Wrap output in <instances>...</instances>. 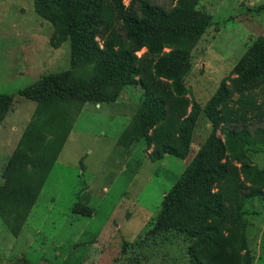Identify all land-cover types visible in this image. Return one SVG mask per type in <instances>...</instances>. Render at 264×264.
<instances>
[{
	"label": "rangeland",
	"instance_id": "1",
	"mask_svg": "<svg viewBox=\"0 0 264 264\" xmlns=\"http://www.w3.org/2000/svg\"><path fill=\"white\" fill-rule=\"evenodd\" d=\"M123 2L127 5L130 0ZM179 4L210 21L199 38L186 43L179 59L183 65L179 80L189 99L197 102L198 116L187 155L179 159L163 154L154 160L147 139L150 131L139 118L138 109L147 99L140 86L127 77L112 76L100 58L90 59L92 51L71 61L69 36L58 16L38 11L35 0H0V95L13 97L11 111L0 121V173L10 149L22 146L21 133L37 111L35 102L18 92L41 76L67 72L68 82L79 93L51 104L57 108L44 105L55 115L63 111L72 130L61 148L66 131L49 125L50 114L47 124L34 127L42 133L34 138H58L60 152L22 225L13 226V233L10 223L0 218V264H192V248L205 242L210 213L201 208L202 199L192 197L174 216L171 228L155 231L154 222L164 197L198 153L209 149L212 124L207 108L221 83L237 73L254 76L263 66L264 0H179ZM104 90L110 103L99 108L95 102L82 103ZM58 123L59 119L54 125ZM24 146L21 159L26 162L29 148ZM245 155L256 169H264V149ZM208 163L200 161L191 168L189 188L200 177L214 175ZM241 211L250 263L264 264V196L247 199Z\"/></svg>",
	"mask_w": 264,
	"mask_h": 264
},
{
	"label": "trees",
	"instance_id": "2",
	"mask_svg": "<svg viewBox=\"0 0 264 264\" xmlns=\"http://www.w3.org/2000/svg\"><path fill=\"white\" fill-rule=\"evenodd\" d=\"M169 1L168 6L167 0H130L127 5L123 0H35L38 11H50L52 17L58 16L57 21L69 36L71 61L76 62L83 51L85 56L92 51L90 59L100 58L102 64L111 68L112 76L132 79L144 91L147 99L138 109L139 118L150 131L147 139L154 160L163 154L179 159L187 155L199 107L180 83L179 73L183 68L180 52L210 24L205 14L184 9L179 0ZM141 50L145 51L137 56ZM262 58L263 66L256 75L245 77L237 73L221 83L207 108L212 124L209 149L198 153L164 197L161 213L154 222L155 231L171 228L169 224L175 220L174 216L184 211L192 197L202 199L201 208L210 213L205 220V242L192 248V264H251L247 223L241 209L247 199L264 196V169H256L245 155L251 149H264V53ZM77 91L68 82L67 72H63L41 76L35 84L18 92L21 98L35 102L37 111L33 122L25 127L20 140L22 146L10 158L0 185V218L10 223L13 233L35 204L38 191L60 152L58 138L42 141L34 138L41 129H33L47 124L50 114L49 125L56 131L61 126L65 128L59 144L62 148L67 132L72 129L70 121L63 111L57 115L52 109L46 112L44 105L56 107L51 104L59 105L70 98L67 95L79 94ZM105 94L104 90L82 103H110ZM12 105V96L0 95V121ZM58 119L60 123L54 125ZM24 145L29 148L26 162L21 159ZM200 161H208L214 167V175L202 178L199 175L198 182L189 188L190 170ZM13 226L16 229L12 230Z\"/></svg>",
	"mask_w": 264,
	"mask_h": 264
},
{
	"label": "crops",
	"instance_id": "3",
	"mask_svg": "<svg viewBox=\"0 0 264 264\" xmlns=\"http://www.w3.org/2000/svg\"><path fill=\"white\" fill-rule=\"evenodd\" d=\"M95 107L96 108H99L100 107V105L98 104V105H95ZM28 124V123H27ZM129 125V124H128ZM27 126V125H26ZM25 126V127H26ZM25 127H24V130H25ZM24 130H23V132H24ZM72 130V129H71ZM71 132V131H70ZM22 135H23V133H21V136H20V140H21V138H22ZM70 136V135H69ZM65 142H67V141H65ZM65 144V143H64ZM63 144V145H64ZM16 149H17V146H16V148H13V149H10V151L8 152V157H7V159H6V163L3 165V167H2V170H1V173H0V185H2L3 184V182H4V177L2 176V173H4V170H5V168H6V166L8 165V163H9V161H10V158L12 157V155L16 152ZM55 165V164H54ZM54 167V166H53ZM53 169V168H52ZM52 171V170H51ZM35 205V204H34Z\"/></svg>",
	"mask_w": 264,
	"mask_h": 264
}]
</instances>
